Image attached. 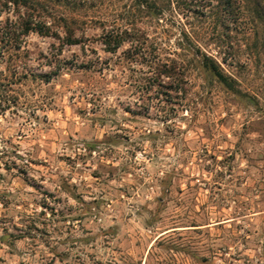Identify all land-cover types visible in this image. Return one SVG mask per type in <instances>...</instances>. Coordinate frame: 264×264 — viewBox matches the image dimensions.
Masks as SVG:
<instances>
[{
	"label": "rangeland",
	"instance_id": "obj_1",
	"mask_svg": "<svg viewBox=\"0 0 264 264\" xmlns=\"http://www.w3.org/2000/svg\"><path fill=\"white\" fill-rule=\"evenodd\" d=\"M0 264H264L252 3L0 0Z\"/></svg>",
	"mask_w": 264,
	"mask_h": 264
},
{
	"label": "trees",
	"instance_id": "obj_2",
	"mask_svg": "<svg viewBox=\"0 0 264 264\" xmlns=\"http://www.w3.org/2000/svg\"><path fill=\"white\" fill-rule=\"evenodd\" d=\"M12 2L15 3V0H5V2ZM248 3H252L254 6V11L257 14L259 18L264 16V0H246ZM25 4V2H24ZM22 34H26L30 30H36L38 32H41L43 34H48V27L44 24H41L39 22H35L32 20V17L26 19L23 23V29ZM6 37L8 41H13V44L15 47H18L19 45V36L18 35H10V33L6 32ZM68 44H74L76 43V39L72 37H68L67 39ZM104 43L110 48L111 50H114L115 48L119 47L122 43V39H115L113 42H111L110 38L107 37L104 39ZM201 65L211 71L214 76L223 84L228 86L229 88H234V80L230 79L229 77L225 76L218 68L216 63L210 59L207 55L203 54L201 56Z\"/></svg>",
	"mask_w": 264,
	"mask_h": 264
}]
</instances>
